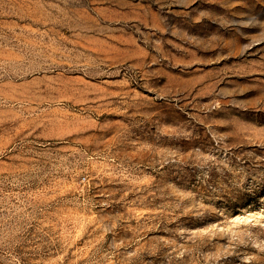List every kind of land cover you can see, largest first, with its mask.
Segmentation results:
<instances>
[{"label":"rangeland","instance_id":"obj_1","mask_svg":"<svg viewBox=\"0 0 264 264\" xmlns=\"http://www.w3.org/2000/svg\"><path fill=\"white\" fill-rule=\"evenodd\" d=\"M0 264H264V0H0Z\"/></svg>","mask_w":264,"mask_h":264}]
</instances>
